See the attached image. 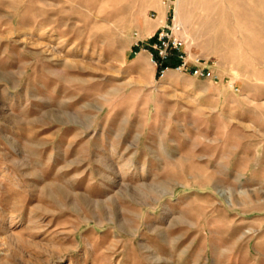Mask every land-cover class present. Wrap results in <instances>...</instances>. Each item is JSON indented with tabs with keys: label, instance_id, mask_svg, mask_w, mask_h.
Segmentation results:
<instances>
[{
	"label": "rangeland",
	"instance_id": "1",
	"mask_svg": "<svg viewBox=\"0 0 264 264\" xmlns=\"http://www.w3.org/2000/svg\"><path fill=\"white\" fill-rule=\"evenodd\" d=\"M259 1L0 0V264H264Z\"/></svg>",
	"mask_w": 264,
	"mask_h": 264
},
{
	"label": "built area",
	"instance_id": "2",
	"mask_svg": "<svg viewBox=\"0 0 264 264\" xmlns=\"http://www.w3.org/2000/svg\"><path fill=\"white\" fill-rule=\"evenodd\" d=\"M169 12L166 19H160V25L152 37L153 41L149 43L148 50L152 61L157 66L158 77L163 76L166 70L172 69L217 80V75L202 58L192 56L188 51L183 25L176 18L175 11L170 9Z\"/></svg>",
	"mask_w": 264,
	"mask_h": 264
},
{
	"label": "bare ground",
	"instance_id": "3",
	"mask_svg": "<svg viewBox=\"0 0 264 264\" xmlns=\"http://www.w3.org/2000/svg\"><path fill=\"white\" fill-rule=\"evenodd\" d=\"M234 1V0H233ZM236 1V0H235ZM257 1V0H256ZM259 1V0H258ZM243 2V1H242ZM249 2V1H248ZM260 2V1H259ZM180 3V2H179ZM260 3H262V2H260ZM236 5H237V3H235ZM246 6H251V5H248V3L246 2ZM264 4V3H263ZM239 5V4H238ZM258 5H259V3H258ZM262 5V4H261ZM240 6V5H239ZM253 7V6H252ZM259 7H261V6H259ZM264 7V6H263ZM240 8V7H239ZM241 8H243V7H241ZM245 8V7H244ZM235 9H237V10H239L238 8H235ZM254 9V8H253ZM261 9H263L262 7H261ZM236 10V11H237ZM244 10H246V9H244ZM243 10V11H244ZM255 10V9H254ZM253 10V11H254ZM240 11V10H239ZM241 11H242V9H241ZM243 11H242V14H243ZM256 11H259V10H256ZM175 12H176V18L177 19H180V8H179V6H177L176 7V9H175ZM249 12V11H248ZM262 12V11H261ZM251 13V12H250ZM249 13V14H250ZM252 13H254V12H252ZM258 13H260V12H258ZM239 14V13H238ZM257 14V13H256ZM240 15V14H239ZM245 15V14H244ZM251 15V14H250ZM263 15L264 14H262V17H263ZM252 16V15H251ZM243 17V16H242ZM246 17V16H245ZM254 17V16H253ZM248 18V17H247ZM252 19V18H251ZM254 19V18H253ZM248 20V19H247ZM255 20V19H254ZM257 20V19H256ZM261 20V19H260ZM264 20V19H263ZM249 21V20H248ZM253 21V20H252ZM246 22V21H245ZM257 22V21H256ZM244 23V22H243ZM249 23H250V21H249ZM251 24V23H250ZM253 24V23H252ZM244 25V24H243ZM245 25H247L248 26V23L246 24L245 23ZM256 25V24H255ZM262 25V24H261ZM252 26H254V25H252ZM258 26L260 27V23L258 24ZM249 27V26H248ZM263 27H264V25H263ZM243 28H245V27H243ZM250 28V27H249ZM260 29V28H259ZM261 29H263V28H261ZM242 30V29H241ZM260 31V30H259ZM264 31V30H263ZM257 32V31H256ZM255 32V33H256ZM245 33V32H244ZM247 33V32H246ZM245 33V34H246ZM249 33H251V32H249ZM254 33V31L252 32V35L253 34H255ZM256 34H258V32L256 33ZM260 34V33H259ZM247 36H249L248 34H246ZM262 35H263V33H262ZM261 35V36H262ZM256 37H257V35H255ZM244 38V40L247 42V44H250L251 45V48H252V50H254L256 53L258 52V51H260V52H264V43H258V42H255L254 40L252 41V39L251 38H246V37H243ZM247 40H246V39ZM253 39H255V37H253ZM257 39V38H256ZM260 39V38H259ZM263 39V38H262ZM264 41V40H263ZM262 41V42H263ZM249 45V46H250ZM144 52V51H143ZM144 54V53H143ZM143 54H140L139 55V57H138V60H140V61H142V60H146V59H148V56L146 57V56H144L145 57V59H143V57L141 56V55H143ZM261 55V54H260ZM263 55V54H262ZM264 56V55H263ZM261 58V57H260ZM150 60H151V57H150ZM263 60V59H262ZM264 61V60H263ZM140 63V62H139ZM137 64V63H136ZM172 71V69H168V70H166V72L163 74V76H161V80L162 79H165V78H167L168 76H169V74H170V72Z\"/></svg>",
	"mask_w": 264,
	"mask_h": 264
},
{
	"label": "crops",
	"instance_id": "4",
	"mask_svg": "<svg viewBox=\"0 0 264 264\" xmlns=\"http://www.w3.org/2000/svg\"><path fill=\"white\" fill-rule=\"evenodd\" d=\"M159 25H160V21H158V25H157V27H159Z\"/></svg>",
	"mask_w": 264,
	"mask_h": 264
}]
</instances>
